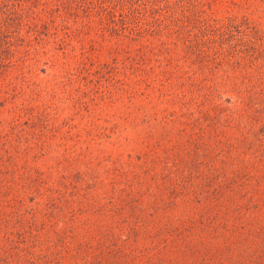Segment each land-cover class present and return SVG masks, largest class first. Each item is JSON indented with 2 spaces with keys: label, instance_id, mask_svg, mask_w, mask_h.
<instances>
[{
  "label": "rangeland",
  "instance_id": "rangeland-1",
  "mask_svg": "<svg viewBox=\"0 0 264 264\" xmlns=\"http://www.w3.org/2000/svg\"><path fill=\"white\" fill-rule=\"evenodd\" d=\"M251 63L264 0H0V264H264V113L254 155L204 98Z\"/></svg>",
  "mask_w": 264,
  "mask_h": 264
},
{
  "label": "trees",
  "instance_id": "trees-1",
  "mask_svg": "<svg viewBox=\"0 0 264 264\" xmlns=\"http://www.w3.org/2000/svg\"><path fill=\"white\" fill-rule=\"evenodd\" d=\"M190 43H192V41H190ZM215 43L218 44V46L216 47V49L219 50L218 54L220 52L222 53L225 50L223 47L226 46L227 43L219 42V40L217 42L215 40ZM186 46L188 49H192L189 48L188 45ZM227 46L229 47V49L231 48L229 45ZM200 50L202 52V49ZM230 62L236 68L238 67L241 68L243 64L241 63L240 60H237L234 63L233 61ZM254 66L255 65H252L251 63V67L249 70L247 71L242 70V72L236 73L235 75L234 74L230 75L226 73V75L223 76V81H218L217 78H213L215 82L207 83L209 93H205L204 98L205 99L213 98L215 94L214 93L215 91L213 92V90L214 88H217L218 85L221 86L220 88H224L223 91L231 92L230 99L232 101H227V104L214 103L213 106L218 104V113H232L230 117H227V119H229L227 125H230L234 129L240 131L241 133L240 139L244 145L245 144L247 145L245 148L249 149L250 151H253L254 155H256L259 154V152H262L261 149L263 148V146H260L261 139L258 134V131L261 127H257V124L261 120L260 113H264V63L256 68H254ZM204 81L205 82L203 83H206V79H204ZM200 86L202 89H205V84L203 85L200 84ZM216 91L217 94L220 95L219 87ZM231 150L232 148L227 150V154L229 156L231 155ZM231 159L232 158H230V160ZM184 163H185V167L180 169L179 174H177L170 182H168V185L165 188L168 190L171 187L173 190L176 191L173 195L167 196L166 198L163 199V202L168 204V205L165 204V206L174 205L176 200L178 198L183 197L184 193L187 192L186 190H188L186 189L187 180L189 179L190 176H193V173H195L192 169L194 168L195 170V166L192 165L191 168L190 163L187 164L188 160H185ZM168 173L170 175V172ZM187 176L189 177L187 178ZM195 186H197V184ZM195 186H193L192 192H190L188 196L192 197L193 196L192 194H195L193 198H196L195 196L197 195V197L200 199V202H202V199L204 200L209 199L210 205L213 203V201L217 200L216 199L217 197L215 198L214 196H209L210 195L209 192L201 195L203 193L200 191L201 188ZM241 195L243 196L240 198L239 202L236 200L235 204H233V201H231L228 197L224 199V208L228 211H236L237 208L238 209L240 208L241 210L242 207L244 206V203L246 202V201L243 202V198L246 196V194H241ZM255 200L257 199H253V202H255ZM121 202L122 199L116 196V203H113L114 206L113 208H111V211L115 212L117 210H121V208L124 205V204L122 205ZM154 202H156V200H154ZM229 208L232 209L229 210ZM114 239H117L116 236L114 237ZM127 244L128 243L117 245L116 251H118V254H122V255L133 254L132 250L129 248ZM133 247L137 248L135 247V245H133Z\"/></svg>",
  "mask_w": 264,
  "mask_h": 264
}]
</instances>
